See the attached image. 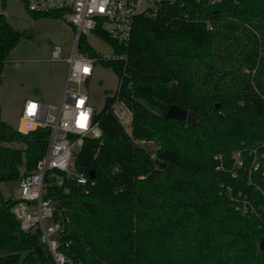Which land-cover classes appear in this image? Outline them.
<instances>
[{
	"label": "trees",
	"instance_id": "1",
	"mask_svg": "<svg viewBox=\"0 0 264 264\" xmlns=\"http://www.w3.org/2000/svg\"><path fill=\"white\" fill-rule=\"evenodd\" d=\"M98 33L128 55L126 67L102 63L123 76L120 96L134 121L128 133L107 96L95 114L102 138H84L74 158L89 182L67 178L52 189L68 263L264 264V211L243 214L229 189L264 204V0H163L155 17L137 15L128 45ZM25 36L0 11V83ZM80 47L99 55L84 36ZM173 103L195 111L198 123L167 117ZM50 134L48 127L20 131L0 106V184L31 172ZM13 205L0 186V264H56L40 234L20 228Z\"/></svg>",
	"mask_w": 264,
	"mask_h": 264
},
{
	"label": "built area",
	"instance_id": "2",
	"mask_svg": "<svg viewBox=\"0 0 264 264\" xmlns=\"http://www.w3.org/2000/svg\"><path fill=\"white\" fill-rule=\"evenodd\" d=\"M163 0H23L27 9L35 13H60L74 27L76 41L70 56L64 57L63 50L56 46L52 50L53 60L68 63L60 102L46 103L38 98H29L23 105L18 129L28 132L39 127L51 130L46 152L40 157L35 168L22 175L18 182L17 194H13L12 211L20 228L27 233L40 234L41 244L49 250L56 264H69L62 249L61 231L64 214L52 189L64 185L67 178L87 184L89 177L74 167L77 145L82 146L86 137L102 138V130L95 119L96 110L91 105L85 86L98 62L102 60L124 61L128 55L113 46L111 54L92 55L80 47L81 37L96 35L104 31L119 45H128L137 15L155 17ZM103 38V37H102ZM108 42V41H107ZM91 47H93L91 45ZM94 48V47H93ZM119 84L111 95L109 110L125 127L132 130L134 111L120 96L123 76L118 75ZM131 87V83L128 84ZM256 153V150L254 151ZM264 156V155H263ZM218 157V156H216ZM235 164L243 165L240 152L235 154ZM259 158L254 156L252 168H259ZM236 174V173H235ZM234 174V175H235ZM94 184V181H91ZM230 198L236 209L245 215L255 214L262 218L264 204L244 196L241 191ZM264 194V192H263Z\"/></svg>",
	"mask_w": 264,
	"mask_h": 264
},
{
	"label": "rangeland",
	"instance_id": "3",
	"mask_svg": "<svg viewBox=\"0 0 264 264\" xmlns=\"http://www.w3.org/2000/svg\"><path fill=\"white\" fill-rule=\"evenodd\" d=\"M4 12L11 25L26 30L25 36L10 52L0 83V106L5 121L18 129L23 105L29 98H38L46 103H59L67 74L68 63L65 60H53L52 50L60 46L63 56L72 54L76 41L74 27L60 16L33 18L23 0H8ZM30 35V36H29ZM87 42L101 54H111L113 48L104 38L89 35ZM119 78L110 66L98 62L92 78L85 83L91 105L96 111L104 108L107 96L117 89ZM40 85V88L37 86ZM127 132L131 130L128 128ZM146 148L155 151L157 143H142ZM75 149L78 151L80 146ZM5 196L17 194L18 183L3 182L0 184Z\"/></svg>",
	"mask_w": 264,
	"mask_h": 264
},
{
	"label": "water",
	"instance_id": "4",
	"mask_svg": "<svg viewBox=\"0 0 264 264\" xmlns=\"http://www.w3.org/2000/svg\"><path fill=\"white\" fill-rule=\"evenodd\" d=\"M216 106L218 107L220 106V104H216ZM166 116L169 118H176L179 120H183L188 123H193V124L198 123V114L195 111L185 109L176 103H173L168 107ZM90 175L91 177H95L94 171H92ZM259 249L260 250L264 249V237L259 242ZM36 250L41 253L43 248L41 246H38Z\"/></svg>",
	"mask_w": 264,
	"mask_h": 264
},
{
	"label": "crops",
	"instance_id": "5",
	"mask_svg": "<svg viewBox=\"0 0 264 264\" xmlns=\"http://www.w3.org/2000/svg\"><path fill=\"white\" fill-rule=\"evenodd\" d=\"M38 88H40V85L39 86H37Z\"/></svg>",
	"mask_w": 264,
	"mask_h": 264
}]
</instances>
